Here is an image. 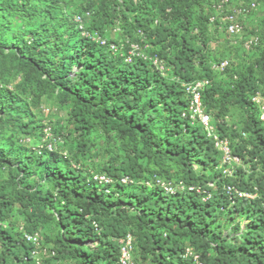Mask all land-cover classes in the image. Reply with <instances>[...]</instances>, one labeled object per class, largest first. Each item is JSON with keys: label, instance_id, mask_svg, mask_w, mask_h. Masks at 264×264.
<instances>
[{"label": "trees", "instance_id": "1", "mask_svg": "<svg viewBox=\"0 0 264 264\" xmlns=\"http://www.w3.org/2000/svg\"><path fill=\"white\" fill-rule=\"evenodd\" d=\"M216 1L104 0L95 7L89 2L74 15L90 13L89 38L80 35L74 16L68 20L66 0H0V167L19 173L18 182L12 180L15 192L0 193V264H31L36 247L24 236L36 233L40 207L59 228L51 258L72 264H120V241L128 234L142 264H264V121L254 100L264 99V41L250 34L258 37L251 47L260 48L257 58L235 71L232 85H220L207 44L211 27L220 29L210 21ZM252 2L249 16L256 0H229L226 9ZM246 16L240 15L242 24ZM109 26L113 31L118 26L124 56L127 40L139 47L131 64L92 40L94 34L106 39ZM155 57L163 74L149 62ZM18 73L22 87H9L10 76ZM203 79L209 81L202 93L204 110L213 113L216 133L242 164L239 175L221 173L222 156L213 140L199 123L182 117L188 98L181 83ZM46 90L71 103L81 156L89 155L92 133L101 129L112 154L103 172L55 151L50 126L42 145L26 147L38 128L22 94L39 100ZM233 105L244 109L242 132L227 123ZM15 135L21 136L18 141ZM113 143L120 154H113ZM93 174L110 181L96 183ZM160 177L200 185L211 197L203 200L187 190L168 196L155 186ZM122 178L133 184H123ZM44 182L55 194L43 190L39 183ZM225 184L256 196L230 200ZM16 203L25 220L20 232L3 225Z\"/></svg>", "mask_w": 264, "mask_h": 264}, {"label": "rangeland", "instance_id": "2", "mask_svg": "<svg viewBox=\"0 0 264 264\" xmlns=\"http://www.w3.org/2000/svg\"><path fill=\"white\" fill-rule=\"evenodd\" d=\"M104 0H66L67 8L65 14L70 20L76 13L81 12L86 8V5L89 2L99 5L100 2ZM234 2L241 0H233ZM258 6L254 12L249 16L243 17L242 22L245 27L244 36L241 34L237 38L228 37L223 30H214V27L208 31V52L210 56L211 63L214 65L222 60H227L230 63L229 70L224 72H214L213 76L216 81L222 86H230L233 84L235 79H238L235 76V71L239 69L242 70L243 67L251 65L254 60L257 58L260 48H250L246 49L244 47V41L246 38L251 37L250 34L259 35L260 39L264 41V0H256ZM211 2V1H210ZM93 19L86 18L84 21V26L89 29ZM71 24V21H69ZM72 25V24H71ZM113 26H109L107 31V38L114 39L116 42L122 40L120 34H117L113 31ZM263 44V43H262ZM76 69V68H75ZM168 77L170 76V71L167 72ZM236 77V78H234ZM11 83L9 87L11 88H21L22 87V74L18 73L10 76ZM37 91L36 86L31 87ZM18 90V89H16ZM21 92V89H20ZM39 100H35L34 97L28 95V93L22 94L23 99L30 108L32 117L37 126V130L33 135H31L30 143L26 144L27 148H37L42 145L44 142L43 131L48 126L51 127V134L49 136L50 140L53 142V149L60 153H65L70 159L76 161V163L81 164L82 167L92 168L95 171H102V167L108 164L111 161L112 154L107 152L106 147L107 141L104 139L103 132L101 129L97 128L94 133H92V140L94 146L91 148L89 155L86 157L79 154V150L75 145L74 137L77 135V131L71 125V120L69 118V112L71 111V103L64 102L63 99L57 96L56 92H51L46 90L45 93L41 94ZM263 99V98H262ZM264 104V99H263ZM213 113H212V115ZM213 119V118H212ZM227 123L237 131H241L243 127V122L245 121V112L239 105H233L230 107L229 114L227 116ZM8 134V133H7ZM242 134V133H241ZM20 135H15L14 140L18 141ZM243 139L247 138L241 135ZM21 144V143H20ZM113 149V154H120L121 151L118 150L116 144H111ZM144 163V162H143ZM242 164L236 166L233 165L232 171L237 173V168L243 170ZM244 167V174L249 175L251 169ZM103 172V171H102ZM239 175V173H237ZM19 173L13 167L3 166L0 167V193L5 191L8 194L12 195L17 188V184L13 183V179H16ZM38 177L35 178V181L38 180ZM164 179L163 177H160ZM32 179L28 180L29 183H35ZM42 185L43 190H50L52 193L53 187L48 183H39ZM22 188L25 186L19 184ZM55 194V193H54ZM10 221H5L3 225H12L14 230L19 231L25 224L24 215L21 213V208L19 203L14 205V210L9 215ZM36 217V233L40 237V245L37 247L38 259L41 264H72L68 260L62 259H53L51 258V253L54 250V242L57 237L59 228L57 227L54 218L51 217L50 211L45 207H40L35 210ZM1 253V245H0ZM137 264H142L139 259L138 253L133 251V256Z\"/></svg>", "mask_w": 264, "mask_h": 264}, {"label": "built area", "instance_id": "3", "mask_svg": "<svg viewBox=\"0 0 264 264\" xmlns=\"http://www.w3.org/2000/svg\"><path fill=\"white\" fill-rule=\"evenodd\" d=\"M229 0H217L213 4V9L215 11V15L210 18V21L213 23L214 21H217L219 23V28L224 29L225 32L231 36H240L243 32V24L239 20L240 15L246 16L251 10L255 8V3H250L247 5H240L237 8H233L231 10H227ZM89 13H86V16H89ZM74 22L78 25L80 29H82V17L81 16H75ZM97 41H99L101 44H105V41L100 39V37H97ZM258 43V37L251 36L250 38L246 39L244 41V47L246 49H250L251 47L255 46ZM110 48L112 50H116L115 46L110 45ZM139 56V47L137 45H131V50L128 52V56L126 57L127 62L132 61V56ZM153 64L158 68V70L163 74L164 67L162 65L161 61H158L157 59H153ZM228 65L227 61L222 62L217 68L219 70H224V68ZM208 84L207 81H196L191 83H185L183 84L184 91L189 97V115L191 119H199L202 125L204 126L207 135L211 137L214 140L215 147L223 154V163L229 164L232 162H238L237 158H233L230 155L229 145L228 141L224 139H220L217 134L214 132L213 126L210 124V118L207 116L203 110H202V104H201V91L202 89ZM255 101L258 102V99L254 98ZM262 110L264 108L262 107ZM262 119H264V114H262ZM45 133L49 135V129L45 130ZM50 147V146H49ZM224 174H231V171L229 169L224 170ZM92 181L99 183V184H106L110 180L104 176L99 174H93ZM123 184L124 183H130L131 181L126 178H122L120 180ZM165 190L174 193V189L170 187L169 185H163ZM181 190H184V186L180 185L179 187ZM188 190H193V188H189ZM239 196H243V194H239ZM27 242L32 243L36 248L40 245V237L38 234H31V235H25L24 236ZM120 257H119V263L120 264H134V261L131 257L132 252V238L130 235H127L124 240L120 241ZM187 254H190L187 252ZM32 262L31 264H41L38 259V251L37 249L33 250L32 253ZM51 257L55 256V253L52 252ZM196 259V257H195Z\"/></svg>", "mask_w": 264, "mask_h": 264}, {"label": "clouds", "instance_id": "4", "mask_svg": "<svg viewBox=\"0 0 264 264\" xmlns=\"http://www.w3.org/2000/svg\"><path fill=\"white\" fill-rule=\"evenodd\" d=\"M86 13H89V12H86ZM86 13L85 14H83V15H79V16H81L82 17V29H80L79 27H78V25L75 23V25H76V28L78 29V31L80 32V35L81 36H85V37H89V34H88V32L85 30V26H84V21H85V19L86 18H90V15L89 16H86ZM90 14V13H89ZM78 16V15H77ZM74 18H75V16H74ZM73 21H74V19H73ZM119 31V28H118V26H116V28H115V30H114V32H118ZM97 37H98V35L97 34H94V36L92 37V40L95 42V43H97V44H99V46L100 47H102V48H105V49H107L108 50V52L112 55V56H116V55H119V56H121L122 57V59H123V62L124 63H126V64H131L132 62H133V57L134 56H132V61L131 62H127L125 59H126V57L128 56V52L131 50V45H135V44H132V43H130L128 40L126 41V43H129V46H130V49H129V51L127 52V54L124 56L123 55V53L121 52V48H122V46L123 45H119V42H116V43H114V42H111V40L110 39H108V38H106V39H103V38H101L100 36V39H102L103 41H105V44H101L99 41H97ZM90 38V37H89ZM110 45H113V46H115V48H116V50H112L111 48H110ZM135 56H137V55H135ZM153 59H157L156 57L155 58H153ZM158 60V59H157ZM159 61V60H158ZM224 61H226V60H224ZM224 61H222V62H224ZM149 62L150 63H152V65H154L153 64V60H151V58L149 59ZM222 62H220L219 64H215L214 66H213V70H215V71H218V72H223L224 70H219L218 68H217V66H219ZM228 62V61H227ZM155 66V65H154ZM228 66V65H227ZM226 66V67H227ZM156 67V66H155ZM225 67V68H226ZM224 68V69H225ZM159 71V70H158ZM160 72V71H159ZM164 72H165V70H164ZM163 72V73H164ZM161 73V72H160ZM196 81H207L208 82V84L207 85H209V81L208 80H206V79H203V80H196ZM196 81H191V82H196ZM191 82H183V83H181V87L183 88V84H185V83H191ZM206 85V86H207ZM205 86V87H206ZM205 87L202 89V91H201V104H202V93H203V91H204V89H205ZM183 91H184V88H183ZM185 92V91H184ZM185 94H186V92H185ZM186 96H187V98H188V106H187V109H186V111L182 114V117H184V118H188L190 121H192V122H197V123H199L202 127H203V129H204V131L206 132V130H205V128H204V126L202 125V123L200 122V120L197 118V119H191L190 118V115H189V102H190V100H189V97H188V95L186 94ZM254 98H256V99H258V104H260V119H261V121H264V119H262V114H264V110H262V107L264 108V104H263V101H261L257 96H255ZM202 110H203V112L207 115V116H209V118H210V124L212 125V123H211V121L213 120L212 119V117L208 114V113H206L205 112V110H204V107H203V104H202ZM213 126V125H212ZM213 129H214V132L216 133V131H215V126H213ZM206 134H207V132H206ZM217 134V133H216ZM208 136V135H207ZM217 136L219 137V135L217 134ZM209 137V136H208ZM211 138V137H210ZM220 138V137H219ZM212 139V138H211ZM221 139V138H220ZM213 140V139H212ZM224 140H226V139H224ZM213 142H214V140H213ZM214 146H215V143H214ZM216 148V147H215ZM217 149V148H216ZM218 150V149H217ZM221 153V152H220ZM230 155H231V157H233V158H237V157H234V156H232V154H231V152H230ZM221 156H222V163H221V166L219 167V169H220V171H221V173L225 176V177H231L232 176V173H233V171H232V167H233V165H236V166H238V165H240V161H239V159L237 158V160H238V162H232V163H230V165L229 164H226V163H223V154L221 153ZM225 169H229L230 171H231V174L230 175H228V174H224V170ZM126 179H128V178H126ZM130 180V179H129ZM131 182L130 183H124V184H133L132 183V180H130ZM154 183H155V186H158L159 188H161L163 191H164V193L166 194V195H168V196H176L178 193H181V192H183L184 190H187V191H192V192H194V193H197V194H200V195H202V198H203V200H208L210 197H211V194L207 191V190H204V188L203 187H201L200 185H190V184H187V183H185V182H183V181H177V182H172V181H168V180H164V179H159V178H156V180L154 181ZM147 186H149V187H151L153 184L151 183V182H146L145 183ZM163 185H169L170 187H172L173 189H174V193H170V192H168V191H166L165 190V188H164V186ZM180 185H183L184 186V190H181L179 187H180ZM212 187V186H211ZM189 188H193V190H188ZM224 191L226 192V194L228 195V196H230L231 198H230V200L231 199H235V198H241V199H253L255 196H256V194L255 195H253L252 193H247V192H243V191H241V190H239V189H237L235 186H233V185H231V184H225L224 185ZM239 194H243V196H239ZM264 208V207H263ZM37 234V233H36ZM128 235H130V234H128ZM131 236V235H130ZM132 238V237H131ZM132 241H133V239H132ZM37 249V248H36ZM187 252H189L190 254H186L187 256L188 255H192V253L189 251V250H187ZM132 255H133V251L131 252V257H132ZM120 257V256H119ZM194 259H195V257H194ZM196 259H197V257H196ZM195 259V260H196ZM132 260H133V257H132ZM134 261V260H133ZM135 263V262H134Z\"/></svg>", "mask_w": 264, "mask_h": 264}]
</instances>
